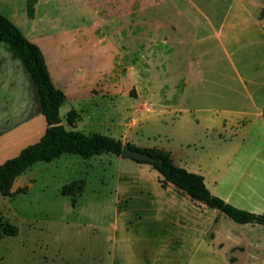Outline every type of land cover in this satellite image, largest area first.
<instances>
[{"label":"rangeland","instance_id":"374dc122","mask_svg":"<svg viewBox=\"0 0 264 264\" xmlns=\"http://www.w3.org/2000/svg\"><path fill=\"white\" fill-rule=\"evenodd\" d=\"M179 10L164 0H36L29 18L26 0H0L64 89L62 124L70 127L72 108L75 130L171 150L205 173L213 194L262 213L264 35L219 51L205 25ZM130 162L65 153L29 166L11 191L25 190L0 196L3 220L18 227L0 239V264H264V225L190 198L195 206L181 201L183 210L194 206L189 218L160 213L170 190ZM79 178L85 186L72 206L61 187Z\"/></svg>","mask_w":264,"mask_h":264},{"label":"trees","instance_id":"16d2710c","mask_svg":"<svg viewBox=\"0 0 264 264\" xmlns=\"http://www.w3.org/2000/svg\"><path fill=\"white\" fill-rule=\"evenodd\" d=\"M36 0L26 1V14L33 18ZM0 41L16 58H19L33 80L46 121L41 137L23 147L19 153L4 160L0 164V196H14L25 189L19 187L11 191L14 180L36 161H51L62 154L72 153L89 158L104 152L119 155L123 143L110 135L99 132L84 133L79 130L67 129L61 123L59 108L65 100L64 92L56 87L48 70L44 54L38 44L28 39L24 33L8 17L0 13ZM77 117L76 111L70 109L66 115L68 124H73ZM130 148L137 149L158 158V161H139L151 164L163 176L161 186L171 182L179 190L186 192L192 199L203 202L208 207L220 212L238 223H256L264 225V212L257 213L239 208L225 199L213 194L204 182V176L188 171L176 165L170 153L156 147H138L126 143ZM85 179H74L61 187V194L69 196L72 206L77 203V196L83 191ZM18 227L3 220L0 211V239L5 235H16Z\"/></svg>","mask_w":264,"mask_h":264},{"label":"crops","instance_id":"0c3cea01","mask_svg":"<svg viewBox=\"0 0 264 264\" xmlns=\"http://www.w3.org/2000/svg\"><path fill=\"white\" fill-rule=\"evenodd\" d=\"M40 1L43 0H38V3ZM137 1L139 4L140 0ZM164 1L166 5L171 6L173 8L179 7L180 8L179 14L183 18H185L186 22H188L189 24L205 25L204 28L205 31L211 33L213 37L217 40L219 51L222 50L224 52H229V49H231L233 50V52H235L236 50L241 49L245 45L248 46V44H240L242 40L252 39L254 38V36L263 37L264 35V0H183L181 4H179L178 0H164ZM139 21H140V16L138 15V22ZM172 36H174V34L172 35L166 34L163 36V39L165 41H169L172 39ZM26 37L30 40L32 38L28 36ZM36 44H38L41 50H43L40 43H36ZM42 52L44 54L45 61L48 70L50 72L52 81L56 86L57 84L53 80L51 74L50 64L49 62H47L48 58L46 57L44 51ZM54 57L55 56H53V58ZM15 58L16 57H14L12 53L6 48V45L3 42H1L0 43V164L4 160L8 159L6 158L5 155H8L13 151H17L16 153L18 154L19 151L23 147H25L21 143L26 139L36 137L39 135L40 138L41 135L44 133L46 127V121H45V125L41 123V120L42 118H44V116L41 112V106H40V101L36 86L33 80L31 79L30 75L28 74L27 70L25 69L22 61L19 58H18L19 60H16ZM59 87L65 93L64 89H62V86ZM65 97L67 98V95ZM65 103H67V99L66 101L64 100V102L60 106L59 114L62 106ZM61 123H63L62 120ZM75 123L76 122L74 121L73 124ZM65 128L75 130L74 126L71 125L69 128L66 126ZM136 145L138 147H142L138 144ZM166 151L170 153V156L176 165L184 167L186 169L189 167L187 163H185V161H183L181 158L176 160L171 150H166ZM130 164H135L142 168H146L150 170L151 174L154 175V177L157 178L159 177L158 183L159 185L161 184L159 180L163 179V176L151 164L141 163L137 161L130 162ZM197 171L199 174L204 176V182L208 187L205 173L202 172L199 168L197 169ZM213 183L215 185V182ZM16 185H17V178L14 180L11 190H13ZM172 185L173 184L171 182L167 181L165 183V187H163L165 189L168 188L170 190V191L165 190L164 196H169V193H171L172 198H168L167 201H164L160 206H158L159 212L161 213V211H163L164 213H168V214H178L180 216L179 219L180 218L182 219V216L189 218L190 207L192 209V207L195 206V204L191 200H189V198L190 199L192 198L186 192L179 190L176 186L173 185L174 187H171ZM176 189L179 191H177ZM181 201L192 202L194 206L193 205L189 206L188 208L183 210V208H181V204L183 202ZM195 201L200 202L198 200Z\"/></svg>","mask_w":264,"mask_h":264},{"label":"water","instance_id":"95a60500","mask_svg":"<svg viewBox=\"0 0 264 264\" xmlns=\"http://www.w3.org/2000/svg\"><path fill=\"white\" fill-rule=\"evenodd\" d=\"M119 156L122 158L135 159L139 161L155 162L159 160L158 158H155L146 152L130 148L127 144L122 145Z\"/></svg>","mask_w":264,"mask_h":264}]
</instances>
